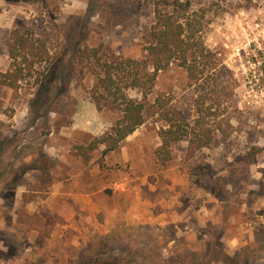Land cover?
<instances>
[{"label":"rangeland","instance_id":"rangeland-1","mask_svg":"<svg viewBox=\"0 0 264 264\" xmlns=\"http://www.w3.org/2000/svg\"><path fill=\"white\" fill-rule=\"evenodd\" d=\"M157 1L0 0V71L12 66L8 39L16 27L34 31L50 53L19 89L0 84L11 140L8 148L0 143V170L9 164L0 173V264H79L90 239L110 235L119 220L164 234L168 258L180 253L194 264H244L248 247L245 263L264 264V0H182L223 65L220 81L230 92L222 96L224 129L209 147L190 150L181 140L171 160L156 156L166 124L157 98H169L191 120L201 96L187 69L172 62L146 97V122L116 149L105 153L101 144L86 159L75 148L112 131L122 115L108 101L97 109L95 62L80 50L143 58ZM127 93L144 98L140 88ZM46 154L56 161L48 163ZM11 185L15 192L4 199ZM54 185L60 193L52 196ZM142 196L148 207L136 206ZM145 246L113 241L90 264L104 257L138 264Z\"/></svg>","mask_w":264,"mask_h":264},{"label":"trees","instance_id":"trees-1","mask_svg":"<svg viewBox=\"0 0 264 264\" xmlns=\"http://www.w3.org/2000/svg\"><path fill=\"white\" fill-rule=\"evenodd\" d=\"M188 10H190L189 1L161 0L155 3L154 20L150 28L151 41L144 47L145 55L141 59L116 56L103 58L100 48L80 50L81 57L95 62L91 67L96 72L92 98L96 101L97 109H103V105L108 101L118 104L122 111L112 131L94 137L87 145L75 146L83 157L88 159V150L97 149L101 144L107 146L105 153L116 149L123 140L146 122V112L149 107L146 97L152 92L159 71L167 68L172 62H178L187 69L191 86L200 90L201 96L195 100L197 115L191 120L184 117L180 108L170 105L169 98H157L155 105L166 122L160 131L162 144L156 150L157 158L163 163L171 160V147L181 140L189 142L190 150L209 147L214 141L216 131L224 129V114L227 110L224 106L226 99L223 97L230 94L227 91L228 85L220 81L224 67L218 61L217 54L205 44L203 36L200 35L201 29L198 28L199 21H196L195 15L189 14ZM8 46L9 57L13 60L12 66L6 71H0V84L19 89L22 79L33 76L35 65L48 60L49 48L47 42L36 36L34 31L22 30L19 27L11 31ZM130 88H140L144 98L140 100L130 97L127 93ZM208 101L211 102L207 105ZM1 104L0 101V106ZM246 157L239 156V158ZM252 159L253 156H250L247 161L251 163ZM47 161L52 162L49 157ZM42 167L44 174H48L50 168L45 165ZM13 179L16 181L18 178ZM14 188V185L6 186L2 195L4 199L13 195ZM119 240L146 244L138 264H194L195 262V259L189 260L180 253H176L174 259L165 257L164 234L158 231L144 233L137 226L119 220L110 235H96L90 239L79 264H90L91 258L94 259L105 253L113 241ZM253 249L258 247L254 245ZM243 251L244 264H248L245 260L252 250L245 247ZM95 264L122 263L104 257Z\"/></svg>","mask_w":264,"mask_h":264},{"label":"crops","instance_id":"crops-1","mask_svg":"<svg viewBox=\"0 0 264 264\" xmlns=\"http://www.w3.org/2000/svg\"><path fill=\"white\" fill-rule=\"evenodd\" d=\"M16 115H18V113H16ZM4 116H5V114L3 113V110H0V133H2V134H0V143H3L4 147L8 148L11 140L9 139V134H8L9 133L8 125H7L8 120ZM48 149L51 151V153H53L54 152L53 150H55V148H53V147H49V148H47V150ZM46 155H48V154H46ZM50 158L53 162L56 161V159L54 157H50ZM8 167H9V164L7 161L6 166L0 170V173L3 174L4 172H6L8 170ZM56 186L57 185H54V188H53L54 190H52V192H51L52 196L53 195L55 196L58 193H60V190ZM0 195H1V193H0ZM143 202H144V204L147 203V198H145L144 196L139 198V200L136 203V206H139V207L141 206L142 208L148 207L147 205H142Z\"/></svg>","mask_w":264,"mask_h":264},{"label":"built area","instance_id":"built-area-1","mask_svg":"<svg viewBox=\"0 0 264 264\" xmlns=\"http://www.w3.org/2000/svg\"><path fill=\"white\" fill-rule=\"evenodd\" d=\"M121 189H124V187L122 186Z\"/></svg>","mask_w":264,"mask_h":264}]
</instances>
